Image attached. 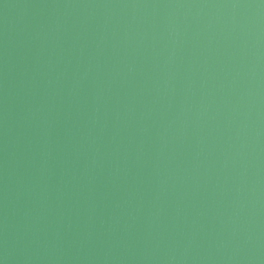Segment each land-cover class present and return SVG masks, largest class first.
Returning <instances> with one entry per match:
<instances>
[{
	"label": "water",
	"instance_id": "1",
	"mask_svg": "<svg viewBox=\"0 0 264 264\" xmlns=\"http://www.w3.org/2000/svg\"><path fill=\"white\" fill-rule=\"evenodd\" d=\"M0 264H264V0H0Z\"/></svg>",
	"mask_w": 264,
	"mask_h": 264
}]
</instances>
